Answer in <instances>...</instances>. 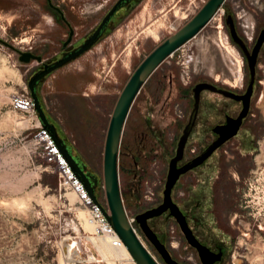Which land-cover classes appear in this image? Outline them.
Returning <instances> with one entry per match:
<instances>
[{
	"label": "rangeland",
	"instance_id": "374dc122",
	"mask_svg": "<svg viewBox=\"0 0 264 264\" xmlns=\"http://www.w3.org/2000/svg\"><path fill=\"white\" fill-rule=\"evenodd\" d=\"M53 1L74 29L69 49L86 40L118 0ZM208 1L134 0L116 14L96 45L41 81L38 95L50 121L68 144L89 156L93 172L101 178L102 197L107 133L125 85L142 61ZM35 8L31 2L26 9L15 5L11 11L0 9V264H110L100 261L99 253L88 245L87 239L98 238L87 223L89 212L44 163L33 141L36 128L11 106L14 93L30 92L28 82L41 67L31 66L34 60L21 62L20 53L32 51L52 62L69 37L65 24L55 16L35 13ZM243 11L256 20L253 40L245 34ZM229 15L251 50L264 29V0H226L208 25L155 71L133 103L118 159L130 218L163 201L169 163L194 107V86L210 82L244 92L250 82L245 55L238 50L241 83L232 70L236 58L223 44L227 34L237 48L226 24ZM148 29L157 31L158 37L149 35ZM199 40L204 48L197 46ZM241 108V102L202 92L180 165L202 152L215 139L214 128L228 116H237ZM172 195L197 238L223 253L215 264H264V44L250 112L238 134L201 166L182 175ZM149 224L176 260L202 264L169 212ZM134 227L156 260L166 264L137 222ZM68 237L81 256L69 251Z\"/></svg>",
	"mask_w": 264,
	"mask_h": 264
},
{
	"label": "water",
	"instance_id": "95a60500",
	"mask_svg": "<svg viewBox=\"0 0 264 264\" xmlns=\"http://www.w3.org/2000/svg\"><path fill=\"white\" fill-rule=\"evenodd\" d=\"M132 1L133 0H118L103 18L96 30L80 46L65 53L62 58L53 63H45L43 65L44 68L36 71L28 82V87L34 99L35 109L38 113V118L42 127L47 130L48 134L54 141V144L68 162L76 177L83 183L94 202H98L96 191L101 184V178L89 169L88 164L79 154L74 152L73 145L68 144L66 139L60 136L55 124L50 121L41 103L38 95V87L46 76L64 67L96 45L118 11L129 5ZM225 2L226 0H209L189 22L156 47L142 61L125 85L110 121L104 150V187L108 210H103V212L110 225L117 232L138 264L160 263L151 254L135 232L128 219L124 206L118 169L119 148L124 125L134 101L150 77L169 57L173 56L174 53L204 29ZM226 24L230 28V37L237 45V49L245 55L248 62L251 81L248 85L247 91L245 94H237L231 89L219 87L210 82H200L194 86V107L190 114L189 121L185 125L182 135L179 138L175 155L169 163L167 181L163 192V201L158 206L147 209L136 216V222L140 226L141 231L156 248L166 264H183L172 256L168 247L160 240L149 224L150 219L159 217L166 212H169L176 220L189 245L198 252L202 264H215L222 259L223 253L221 251L217 253L211 250L196 237L194 231L189 225L186 215L174 201L172 193L182 175L202 165L217 149L238 134L243 120L247 117L250 110L251 98L256 79L258 56L264 44V29L260 32L255 45L250 50L247 42L239 35L234 19L231 15L228 16ZM32 60H38V62H41V57L36 56L31 52L20 53L21 62L30 63ZM206 90L221 94L226 98L241 101L243 103V108L236 118L228 117L226 124L218 125L214 128V131L219 135L215 141L206 147L198 156L180 165V162L185 157L186 146L198 118L201 94Z\"/></svg>",
	"mask_w": 264,
	"mask_h": 264
},
{
	"label": "built area",
	"instance_id": "2783aa9c",
	"mask_svg": "<svg viewBox=\"0 0 264 264\" xmlns=\"http://www.w3.org/2000/svg\"><path fill=\"white\" fill-rule=\"evenodd\" d=\"M11 106L13 110L27 117L33 124V127L36 128L33 141L37 149L40 150L41 158L58 175L61 186L75 194L79 205L89 212V221L94 226V235L110 239L112 245L116 248L124 247L125 244L110 225L103 212V210H108L106 195L102 197L98 194V187L96 191L98 202L93 201L83 183L76 177L68 162L54 144L47 130L39 123L38 113L35 109V102L31 93L28 91L26 93H14L11 96ZM128 219L136 232L134 227L136 218L128 216ZM121 264L138 263L132 257L131 260H124Z\"/></svg>",
	"mask_w": 264,
	"mask_h": 264
},
{
	"label": "bare ground",
	"instance_id": "6f19581e",
	"mask_svg": "<svg viewBox=\"0 0 264 264\" xmlns=\"http://www.w3.org/2000/svg\"><path fill=\"white\" fill-rule=\"evenodd\" d=\"M241 19H243V22H244L243 27L245 28V34L247 36V39L253 40L254 36H255V31H256V20H255L254 16L249 12L243 11L241 13ZM148 33H149V35H153L155 37H158L157 31L148 29ZM223 44L225 45L229 55H234L236 58V62L232 60V63L234 66V67H232V70L236 71V75H237L236 78L238 79V81H240L242 83L243 82V72H242V68H241V63L239 61V51L235 46H233L229 43V37L227 34H225V37L223 39ZM197 46H199L200 48H204L205 44H204V42L199 40V41H197ZM231 59H230V61H231ZM192 60H194L193 57H192ZM199 61L201 62L200 59H199ZM38 64H39L38 60H34L31 63V66H37ZM214 68H215V59L212 58L211 63H210V71L213 72ZM23 121L21 120V122H23ZM26 121L30 122L29 119H27ZM24 124H25V121H24ZM104 190H105V187H104ZM105 195H106V193H105ZM87 223L91 225L89 220H87ZM136 233H137V231H136ZM67 240L69 242L71 241V243L68 244L69 251H71L72 254H74V255L81 256L80 248L77 246H74V244H72V240L70 237H68ZM87 240H88L89 247L93 248L94 250H96L99 253L100 261H106L107 260L108 263L110 262V264H121L124 260H131L132 259V255L130 254V252L126 246H124L122 248H116L112 245L110 239H108V238L98 237L96 239L95 238H89ZM173 247L177 248L178 244L176 242H174ZM64 264H66V263H64Z\"/></svg>",
	"mask_w": 264,
	"mask_h": 264
},
{
	"label": "flooded vegetation",
	"instance_id": "af4514ba",
	"mask_svg": "<svg viewBox=\"0 0 264 264\" xmlns=\"http://www.w3.org/2000/svg\"><path fill=\"white\" fill-rule=\"evenodd\" d=\"M134 1V0H133ZM132 1V2H133ZM31 2H35V9H34V12L35 13H39V14H49L50 16H55L56 18H57V20L59 21V22H61V23H63V24H65L68 28H69V30H70V32H69V37H68V39L67 40H65L64 42H63V44H62V50H61V52H60V56L56 59V60H54V61H52V62H46L45 60H44V58L41 56V55H39V54H36L35 52H32L31 51V53H33L34 55H36V56H39V57H41V62H39L40 64H41V67L38 69V70H42L44 67H43V65L46 63V64H50V63H53V62H55V61H57L58 59H60V58H62L63 57V55L65 54V53H68V52H70V51H72L73 49H75L76 47H78V46H80L81 44H79V45H77V46H74L73 48H69L68 49V47L69 46H71L72 45V41H73V37H74V34H75V32H74V29L72 28V26H71V23L69 22V20L66 18V15H65V12H64V10H63V8L61 7V6H59V5H57V4H55L54 3V1L53 0H37V1H34V0H0V9H2V10H8V11H11L13 8H14V5L15 6H18L19 8H23V9H26V8H28V5H30V3ZM131 2V3H132ZM130 3V4H131ZM116 4V3H115ZM114 4V5H115ZM129 4V5H130ZM128 6V5H127ZM127 6H125V7H127ZM125 7H123L122 9H124ZM121 9V10H122ZM120 11V10H119ZM118 11V12H119ZM116 16V15H115ZM232 16V15H231ZM233 17V16H232ZM43 18H45V16H43ZM228 18V17H227ZM114 19V18H113ZM233 19H234V23H235V26H236V29H237V31H238V33H239V35L245 40V38L241 35V33L239 32V29H238V24H237V22H236V19L233 17ZM113 21V20H112ZM112 21H111V23H112ZM226 22H227V20H226ZM110 23V24H111ZM110 26V25H109ZM108 26V27H109ZM229 27V26H228ZM108 29V28H107ZM262 31V30H261ZM106 32V31H105ZM105 34V33H104ZM104 36V35H103ZM102 36V37H103ZM89 37V36H88ZM87 37V38H88ZM86 38V39H87ZM258 38V37H257ZM257 38H256V40H257ZM246 41V40H245ZM34 43H36L35 41H34ZM37 70V71H38ZM250 81H251V77H250ZM255 82H256V79H255ZM250 83V82H249ZM249 85V84H248ZM223 88H225V87H223ZM247 88H248V86H247ZM247 88H246V90L244 91V92H237V91H234V90H232V91H234L235 93H237V94H245L246 93V91H247ZM254 89H255V84H254ZM253 94H254V91H253ZM252 98H253V95H252ZM252 98H251V103H252ZM236 101V100H235ZM238 102H241V101H238ZM242 103V102H241ZM250 107H251V104H250ZM242 108H243V103H242ZM242 108H241V110H242ZM241 110H240V112H241ZM239 112V113H240ZM249 112H250V110H249ZM249 114V113H248ZM239 115V114H238ZM237 115V116H238ZM237 116H235L234 118H236ZM248 116V115H247ZM228 117H233V116H228ZM227 117V118H228ZM227 118H226V121H225V123H221V124H218V125H222V124H226L227 123ZM246 119V118H245ZM244 119V120H245ZM244 120H243V123H244ZM243 123H242V125H243ZM217 125V126H218ZM214 131V130H213ZM214 133L216 134V137H215V139L213 140V141H215L218 137H219V135L214 131ZM231 140V139H230ZM229 140V141H230ZM212 141V142H213ZM211 142V143H212ZM228 142V141H227ZM226 142V143H227ZM210 143V144H211ZM209 144V145H210ZM208 145V146H209ZM224 145V144H223ZM222 145V146H223ZM207 146V147H208ZM221 146V147H222ZM220 147V148H221ZM218 150V149H217ZM216 150V151H217ZM201 153V152H200ZM199 152H195V155H194V157H196V156H198L199 154H200ZM213 155V154H212ZM205 163V162H204ZM201 166V165H200ZM197 237V236H196ZM202 242V241H201ZM203 243V242H202ZM204 244V243H203ZM205 245V244H204ZM216 252V251H215ZM219 251H217V253H218Z\"/></svg>",
	"mask_w": 264,
	"mask_h": 264
},
{
	"label": "crops",
	"instance_id": "0c3cea01",
	"mask_svg": "<svg viewBox=\"0 0 264 264\" xmlns=\"http://www.w3.org/2000/svg\"><path fill=\"white\" fill-rule=\"evenodd\" d=\"M74 152L76 154H79L84 159V161L88 164L89 169L92 170L91 161L89 160V156L84 154V153H82V152H80L77 148H74Z\"/></svg>",
	"mask_w": 264,
	"mask_h": 264
}]
</instances>
